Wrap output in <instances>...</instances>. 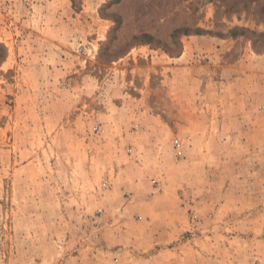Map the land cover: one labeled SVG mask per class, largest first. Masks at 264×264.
Instances as JSON below:
<instances>
[{"label":"rangeland","instance_id":"obj_1","mask_svg":"<svg viewBox=\"0 0 264 264\" xmlns=\"http://www.w3.org/2000/svg\"><path fill=\"white\" fill-rule=\"evenodd\" d=\"M0 264H264V0H0Z\"/></svg>","mask_w":264,"mask_h":264},{"label":"crops","instance_id":"obj_2","mask_svg":"<svg viewBox=\"0 0 264 264\" xmlns=\"http://www.w3.org/2000/svg\"><path fill=\"white\" fill-rule=\"evenodd\" d=\"M188 42H196L197 43V55L196 58L194 59L195 61L200 60L201 58H209L210 61H216L221 59V57H223V54L227 52V50H231L233 45L228 42L226 39H214V38H208V37H204V36H198V37H194L191 38ZM221 44V47H218V45ZM191 53H193L192 51H190L188 49V46H185V50L183 51V53L175 58H172L170 60V65L167 67V69H171L172 71L176 72L177 75L180 74L181 72H186L188 70V68H195V67H199V65L196 64H188V61L191 58ZM247 54H245L246 57ZM243 59H240L238 61H236L233 64V67L239 68V66L241 65L240 63L243 62ZM211 63L208 62L207 65H210ZM200 67L201 64H200ZM199 69L198 71H196L195 73H198V77H194V80H197V86L198 88H200V85L203 83H207L206 85H208V87L210 86V80L209 79H204V77L201 75ZM244 74V73H243ZM241 74L240 72L238 73L237 76H234L235 73L231 74L232 79L228 78V86L231 87V89L234 91L235 94L240 95L239 92V88L241 90H244L242 87H240L238 83L242 82L245 80V76ZM248 76V75H246ZM182 82H184L186 79L182 78ZM259 82V81H258ZM257 82L258 86L257 88H259V83ZM189 85L185 86L188 87ZM184 89V87H183ZM236 90V91H235ZM259 96V95H257ZM177 97L179 98H183L185 97V93H178ZM200 107L202 105H199ZM225 110H230V111H242L244 112L246 115H251L253 116L255 113V110L258 109V102L254 103V102H245V101H231V102H226L224 104ZM220 114V111L218 110V115ZM198 115L201 117L202 114L201 112L198 113ZM232 119L234 117H231ZM252 119V118H250Z\"/></svg>","mask_w":264,"mask_h":264}]
</instances>
